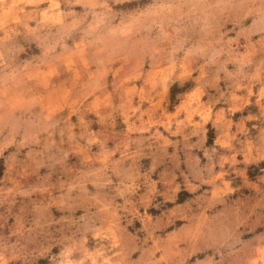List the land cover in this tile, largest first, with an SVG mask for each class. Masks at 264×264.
Listing matches in <instances>:
<instances>
[{
  "label": "rangeland",
  "instance_id": "374dc122",
  "mask_svg": "<svg viewBox=\"0 0 264 264\" xmlns=\"http://www.w3.org/2000/svg\"><path fill=\"white\" fill-rule=\"evenodd\" d=\"M0 264H264V0H0Z\"/></svg>",
  "mask_w": 264,
  "mask_h": 264
}]
</instances>
